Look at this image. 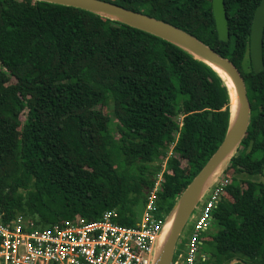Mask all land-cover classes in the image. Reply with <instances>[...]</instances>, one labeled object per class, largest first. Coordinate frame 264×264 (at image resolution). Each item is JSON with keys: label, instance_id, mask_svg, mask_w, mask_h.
I'll list each match as a JSON object with an SVG mask.
<instances>
[{"label": "trees", "instance_id": "1", "mask_svg": "<svg viewBox=\"0 0 264 264\" xmlns=\"http://www.w3.org/2000/svg\"><path fill=\"white\" fill-rule=\"evenodd\" d=\"M103 1L189 33L240 72L250 121L220 178L227 184L212 212L219 230L202 234L201 250L205 264H264V182L250 179L264 177V70L254 73L248 50L261 0H224L227 42L218 38L211 0ZM262 54L264 65V33ZM112 106L115 123L105 111ZM229 120L221 78L177 46L81 9L0 0V210L7 220L21 215L46 229L114 212L116 223L132 227L167 159L157 193L165 221Z\"/></svg>", "mask_w": 264, "mask_h": 264}, {"label": "built area", "instance_id": "2", "mask_svg": "<svg viewBox=\"0 0 264 264\" xmlns=\"http://www.w3.org/2000/svg\"><path fill=\"white\" fill-rule=\"evenodd\" d=\"M171 153H168V157ZM167 159L156 174L154 185L145 192L141 215L132 227L116 223L114 212L89 221L83 217L35 229L21 215L7 220L0 210V264H153L154 250L164 221L157 216V193ZM219 181L197 210L185 252L172 264H205L202 234L212 223V212L223 193Z\"/></svg>", "mask_w": 264, "mask_h": 264}, {"label": "water", "instance_id": "3", "mask_svg": "<svg viewBox=\"0 0 264 264\" xmlns=\"http://www.w3.org/2000/svg\"><path fill=\"white\" fill-rule=\"evenodd\" d=\"M88 11L101 17L122 23L145 33L165 40L191 54L212 68L223 81L230 98V120L225 136L202 169L193 177L185 190L177 198L171 212L165 218L154 250L153 264H172L174 250L179 236L192 213L220 177L235 154L238 146L246 135L250 121V104L246 95L244 79L238 69L228 59L218 55L189 33L174 27L164 21L131 11L116 4L103 0H34ZM211 8L219 40L229 39L227 14L224 0H211ZM263 33H264V0L256 7L249 35V56L251 67L255 74L264 70L263 65ZM221 70L230 79L236 96V107L232 108L231 95L228 86L217 71ZM171 220L169 234L160 243V236L165 224ZM236 263L235 261L231 264Z\"/></svg>", "mask_w": 264, "mask_h": 264}, {"label": "rangeland", "instance_id": "4", "mask_svg": "<svg viewBox=\"0 0 264 264\" xmlns=\"http://www.w3.org/2000/svg\"><path fill=\"white\" fill-rule=\"evenodd\" d=\"M245 68H246V69L248 68V63H247V62L245 63ZM105 111H106L107 115H110V117H111V119H112V122L115 123V120L113 119V115H112L113 106H112V107H109V108H106ZM19 118H20V121H21V122H25V119H26V112H25V111L22 112V114L20 115ZM225 169H226V168H223V171H222L220 177H219L218 180L214 183L213 186H215V184H217V183L221 180L220 178H221V176H223V173H224ZM236 178H237L238 180H242V179H246L247 176H246L245 174H240V175H237ZM230 179H231V176H230ZM250 179L253 180V181H256V182H264V177H261V176L252 177V178H250ZM220 182L223 184V186H224L225 184H227L226 181H224V180H222V181H220ZM213 186H212V187H213ZM212 187H211V188H212ZM211 188L209 189V191L211 190ZM209 191L203 196V198H202V200L199 202L198 206H196L195 210H194L193 213H192V216L197 215V213H198L197 210H198L199 207L201 206V203L203 202V200H205V198H206L207 194L209 193ZM140 211L142 212V209H141ZM141 212H139L140 215H141ZM138 215H139V214H138ZM25 220H27V219L25 218ZM27 221H28V220H27ZM192 222H193V220H191V219L189 218V220L186 222L185 226L183 227V229H182V231H181V234H180V236H179L178 242H177L176 247H175V250H174V255H173L174 260H176V259L178 258V255H180V254L183 255V253L185 252V243L187 242V239L189 238V236H190L191 233H192V226H191ZM218 230H219V227L216 225V223H215L214 221H212V223L210 224V226H209L208 230L206 231V233L214 234V233H216Z\"/></svg>", "mask_w": 264, "mask_h": 264}, {"label": "bare ground", "instance_id": "5", "mask_svg": "<svg viewBox=\"0 0 264 264\" xmlns=\"http://www.w3.org/2000/svg\"><path fill=\"white\" fill-rule=\"evenodd\" d=\"M221 76L223 77V79L225 80L227 86H228V89L230 91V95H231V105H232V108L235 109L236 107V96H235V91H234V88H233V85L230 81V79L226 76V74H224L221 70H217ZM170 227H171V220H169L165 226H164V229L162 231V234L160 236V243L164 244L168 234H169V230H170Z\"/></svg>", "mask_w": 264, "mask_h": 264}]
</instances>
